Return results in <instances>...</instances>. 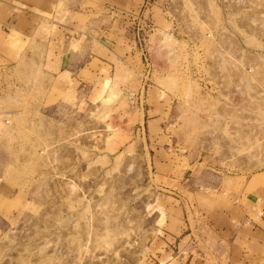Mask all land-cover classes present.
Instances as JSON below:
<instances>
[{
    "label": "rangeland",
    "instance_id": "1",
    "mask_svg": "<svg viewBox=\"0 0 264 264\" xmlns=\"http://www.w3.org/2000/svg\"><path fill=\"white\" fill-rule=\"evenodd\" d=\"M151 18L144 86L136 45L107 85L45 94L44 109L47 74L44 88L36 70L8 85L0 179L19 201L0 213V264H155L166 194L253 188L245 182L264 170V0H167ZM158 99L167 113L154 118Z\"/></svg>",
    "mask_w": 264,
    "mask_h": 264
},
{
    "label": "crops",
    "instance_id": "2",
    "mask_svg": "<svg viewBox=\"0 0 264 264\" xmlns=\"http://www.w3.org/2000/svg\"><path fill=\"white\" fill-rule=\"evenodd\" d=\"M166 3L0 0V102L9 99L5 95L9 84L24 87L29 70L42 75L37 84L43 88L46 74L49 77L48 88L39 97L43 109L45 94L68 95L73 90L88 94L101 81L107 85L112 77L105 76L114 74L118 62L136 45V26L143 27L158 10L163 12ZM160 99L150 104L154 118L167 113L168 106ZM55 101L60 100L47 101L46 107L53 108ZM249 180L251 189L199 186L166 194L162 221L148 245V260L155 264H264V170L255 172L244 186ZM6 188L0 179V213L13 214L7 210V199L19 201L18 192L11 194Z\"/></svg>",
    "mask_w": 264,
    "mask_h": 264
},
{
    "label": "built area",
    "instance_id": "3",
    "mask_svg": "<svg viewBox=\"0 0 264 264\" xmlns=\"http://www.w3.org/2000/svg\"><path fill=\"white\" fill-rule=\"evenodd\" d=\"M149 25L151 26L152 24L149 23ZM141 30H142V26L138 24L135 28L134 39H136L135 40L136 46H138L141 55V64H142L141 81H142V85L144 86V84L148 80H150V77L154 70V65L150 53L146 48V44L144 43V38L141 37V32H142Z\"/></svg>",
    "mask_w": 264,
    "mask_h": 264
}]
</instances>
